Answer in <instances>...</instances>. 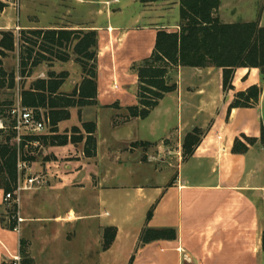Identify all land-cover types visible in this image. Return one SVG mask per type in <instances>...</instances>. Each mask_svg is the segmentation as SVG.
<instances>
[{
	"label": "crops",
	"instance_id": "crops-1",
	"mask_svg": "<svg viewBox=\"0 0 264 264\" xmlns=\"http://www.w3.org/2000/svg\"><path fill=\"white\" fill-rule=\"evenodd\" d=\"M2 1L6 6L0 11V32L35 28L22 22L15 1ZM164 2H149L156 5L144 9L152 8L160 18L165 11ZM255 2L221 0L219 17L229 23L258 20L264 26V1L259 12ZM240 14L244 16L238 20ZM141 15L131 19L138 20ZM152 24L156 34L158 29L174 30L178 22L171 28L157 22L144 27ZM129 29L110 24L108 30H97V59L110 54L104 70L109 72L111 91L119 89L113 52L123 47ZM175 75L176 90L166 93L159 103L172 96L176 102V124L170 129H159L157 138L148 136L145 129H133L142 118L128 120L124 116L126 121L114 122L117 115L127 113L126 108L117 101L102 102L106 101V97L102 98L106 91L97 89L96 104L81 108L82 113L96 111L89 118L96 123L95 155L86 156L83 152L88 135L85 130L79 143L47 147L46 153L56 159L44 161L40 169L47 173L51 191L27 195L26 200L53 197L57 205L51 211L25 207L27 221L21 232L2 224L0 189V264H9L13 255L21 258L20 249L31 264H251V258L260 256L264 147L255 144L245 153H233L231 149L236 138H259L264 128V76L257 68H236L232 88L224 90L222 69L218 67L179 66ZM66 80L70 82L66 85L64 80L60 91L73 90L81 74L70 69ZM134 82L137 97L136 73ZM251 85L261 87L258 104L229 109L235 94ZM101 111L111 112L105 119V129H100ZM76 112V107L71 108L68 120H73ZM193 126L199 127L202 134L192 154L182 156L178 150L174 158L169 157L168 165L162 163L161 151L168 150L170 154L174 144L181 148L184 135ZM134 142L152 147L156 157L134 158L129 151ZM151 207L152 216L146 221ZM145 225L175 227L177 238L154 241L137 249ZM106 227L116 231L110 247L102 249Z\"/></svg>",
	"mask_w": 264,
	"mask_h": 264
},
{
	"label": "trees",
	"instance_id": "trees-1",
	"mask_svg": "<svg viewBox=\"0 0 264 264\" xmlns=\"http://www.w3.org/2000/svg\"><path fill=\"white\" fill-rule=\"evenodd\" d=\"M149 3L155 0H140ZM221 0H179V22L174 30L158 29L150 56L144 59L136 67L138 81L137 105L126 108L130 117L145 118L150 110L156 107L166 93L176 90V83L168 80V68L175 67H218L222 69V87L224 90L232 88V76L236 68H257L264 76V26L259 25L258 20L223 22L217 13ZM6 3L0 0V11ZM72 30L65 29H22L20 32V61L19 74L29 77L33 68L52 56L59 60H66L67 55H60V48L68 43ZM27 35L35 36L39 42H33ZM73 44V53L76 61L80 62L84 76L78 88L68 95L59 94V88L63 84L67 73L55 75L53 71L48 73V79H37L28 89L21 91V103L24 106L36 110L45 107L59 108L60 113L52 111L51 122L68 118L70 107H83L96 104L97 94V68L96 63L89 68L85 62H94L96 58L95 47L97 35L95 31L78 32ZM14 35L12 31L1 33L0 57L5 51L14 49ZM31 45V46H30ZM14 86L12 73L4 70L0 60V87ZM261 87L251 85L244 91L235 94L229 104L232 108H247L258 104ZM115 105V104H114ZM38 113V112H37ZM50 120V119H49ZM87 132L83 152L86 156H94L96 153V140L94 137L95 124L83 123ZM187 133L183 141L185 155H191L194 147L200 142L199 135L195 131ZM199 132V131H198ZM10 136L0 142V188L10 190V186L17 178V151L18 146L10 141ZM37 135L25 137V141H38ZM244 141L236 138L232 146L233 153H245L249 146L258 144L264 147V128H261L259 138L243 137ZM25 141H22L20 149ZM50 144H56V140L50 138ZM63 140L60 144L66 143ZM145 144V143H143ZM152 216V207L146 214V221ZM1 216V221H2ZM10 227L12 225H9ZM114 227H106L103 230L102 249H107L113 242ZM177 229L175 227H149L145 225L138 238L139 247L159 240H175ZM136 249V250H137ZM261 250L264 251V230L261 235ZM21 264H31L23 250H20ZM133 259V256L131 260Z\"/></svg>",
	"mask_w": 264,
	"mask_h": 264
},
{
	"label": "rangeland",
	"instance_id": "rangeland-1",
	"mask_svg": "<svg viewBox=\"0 0 264 264\" xmlns=\"http://www.w3.org/2000/svg\"><path fill=\"white\" fill-rule=\"evenodd\" d=\"M16 3L17 13L22 19V22L31 24L35 28H43V29H65L72 30L74 34L69 35L68 43H64L63 48H60V55H67V59L62 61L56 59L47 54V57L50 60L44 61L37 67L32 70L31 78L22 77L19 74V61H20V53H21V42L20 32L21 30L12 31L14 35L15 46L11 51H5L3 57H0L2 67L8 73L13 74L14 78V86L9 88L7 85L0 87V142L5 141L7 137H11L10 141L14 142L15 131H14V121L12 118L11 110L12 108L21 100V91L23 89H28L31 84L37 79H48V73L53 71L55 75H60L62 73H67V77L70 74V69L72 71L78 72L81 74V80L84 76L83 68L80 62H77L76 56L73 53V44L75 43V37H77L78 32H87V31H95L98 40V29L108 30V26L112 24L113 26H126L129 27V36L124 43L123 47L114 51V63L116 64V74L117 81L119 84V89L117 91L108 90V85L110 83L109 72L104 70V66L109 64L110 54L107 53L105 56L97 59V46L95 47L96 58L94 62L88 61L85 62V67L89 68L92 64H97V89L101 92L106 91V94L103 95L102 98L106 97V101L102 102H114L117 101L119 105L127 108L129 106L137 105L138 100L136 97V84L134 82V76L136 73V67L148 56H150L151 49L154 44V34L155 27L154 25L145 26L144 24L155 23L157 22L160 26L173 27L177 22H179V8L180 3L179 0H165L162 3L165 11L162 12L161 17L158 18L155 16V11L149 8L148 10L144 9L146 7H153L156 4L149 3H141L138 2L132 3L131 0H12ZM159 0H155L156 2ZM264 0H256L254 6L256 9L260 10L261 4ZM220 7V5H219ZM218 7V9H219ZM229 8H226V18L229 13ZM255 8V7H254ZM217 9V15L218 14ZM224 11V12H225ZM141 14L138 17V20H132L131 17L136 16L137 14ZM150 18H149V17ZM244 15L240 14L237 16V19L242 18ZM254 16V15H252ZM220 18V17H219ZM142 26V27H140ZM34 29V28H31ZM0 32V39L1 33ZM29 39L33 42H39L35 36L27 35ZM31 46V45H30ZM5 58L4 62L3 59ZM99 66H102V70L99 69ZM100 70V71H99ZM178 71V67L170 66L168 68V80L173 82L176 77V73ZM125 72V73H124ZM66 85L70 82L66 80ZM75 79L77 77H74ZM79 83H76L74 88H78ZM174 83V82H173ZM73 90L68 92L60 91L59 94L69 95ZM172 97V96H171ZM167 96L164 100H162L158 106L154 107L150 110V113L147 117L138 120L134 123L133 129H145V133L151 138H157L159 134V129H170L174 124H176V107L173 98ZM74 107H70L68 109L69 116L66 119L58 121L56 124L51 122V113L52 111H57L60 113L59 108H42L41 111L43 115L49 117V123L44 131L37 135L38 145L28 146L27 149L22 148L20 150V158L25 161V165L22 166L21 170V178L24 175L36 174L42 177V181L40 184L35 185L34 187L20 191L17 194H14V197H19V202H4L1 201V216H2V224H5L7 228H11L8 223H6L7 215L15 214L20 217L22 220L20 222L19 231L21 232L23 224L27 221L23 210H26L25 207H29V209H37L44 208L51 211L52 208H55L57 205L56 200L53 197H43V198H33L30 201L26 200V196L30 194H34L36 192L45 191L50 185L48 180L47 173L45 170H41L40 167L44 164L43 162L46 160H50L51 158H55L56 156H51L46 153V149L48 146H60L65 145L67 143H79L84 139V127L83 123H94L96 129V123L89 118H93L96 114L95 110H87L84 113L81 112L82 107H77V112L74 114L73 120L70 119V109ZM39 113V111H37ZM113 113V112H112ZM100 114L101 119H103V123L101 124L100 129H105V119L111 115V112L101 111ZM118 118L114 119V122L117 124L128 120H131V117L124 112V115H117ZM115 118V117H114ZM125 118V119H124ZM89 119V120H87ZM190 129H199L195 131L194 135L201 136L200 128L197 126H193ZM66 130H69L65 133ZM189 131L187 133L192 132ZM62 132V133H60ZM64 132V133H63ZM186 133V134H187ZM185 134V135H186ZM184 135V137H185ZM182 139L181 148H178L176 144L171 147L169 150L171 153H168V150H162L161 156L159 157L160 161L164 164L168 165L169 157L175 156L176 152L180 150L182 156H186L183 149V141ZM50 138L55 139L56 144H50ZM67 140L66 143L60 144L61 141ZM169 141H171L169 139ZM129 151L134 158H139L143 160H147L149 157L156 155V151L152 149V147H148V145H144L142 142H134L129 145ZM147 152V154H145ZM150 156H149V154ZM158 153V150H157ZM160 153V152H159ZM174 158V157H173ZM15 183L10 186V191H14ZM2 194L6 191L3 188H0ZM0 191V193H1ZM49 191H51L49 189ZM47 194V193H46ZM29 201V202H28ZM21 250V249H20ZM21 255V254H20ZM251 264H264V251L261 250L260 256L256 258V260L251 258Z\"/></svg>",
	"mask_w": 264,
	"mask_h": 264
},
{
	"label": "built area",
	"instance_id": "built-area-1",
	"mask_svg": "<svg viewBox=\"0 0 264 264\" xmlns=\"http://www.w3.org/2000/svg\"><path fill=\"white\" fill-rule=\"evenodd\" d=\"M39 113L36 112L35 109L24 106L21 103V100L12 108L11 114L14 121V131L15 137L14 142L18 146L17 151V178L15 182L14 191H6L2 194V201L4 202H19V197H14V194H17L20 191H24L34 187L37 184H40L42 181V177L36 174L24 175L21 178V170L22 166L25 165V161L20 158V145L22 141H25V137L33 134H39L44 131L49 123V117L43 115L41 109H38ZM36 147L38 145V141H25L23 146L24 149H27L28 146ZM21 218L16 216L15 214L7 215L6 223L11 226V230L15 232H19ZM21 258L19 254L13 255L11 257V261L9 264H21Z\"/></svg>",
	"mask_w": 264,
	"mask_h": 264
}]
</instances>
